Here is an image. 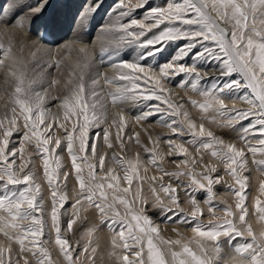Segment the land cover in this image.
<instances>
[{"label":"snow or ice","instance_id":"obj_1","mask_svg":"<svg viewBox=\"0 0 264 264\" xmlns=\"http://www.w3.org/2000/svg\"><path fill=\"white\" fill-rule=\"evenodd\" d=\"M45 3L41 0L32 5L20 0L7 21L0 11V71L5 73V84L12 87L6 111L0 115V234L8 241L7 246L0 243V264H30V259L34 264H96L99 245L93 244V237L101 227L112 234L109 255L117 264H264V231L257 236L246 222L249 178L244 175L249 159L264 174V0H181L163 6H154L149 0L135 4L120 0L119 17L130 19L107 26L106 32L119 35L113 37L115 47L111 50L100 46L98 60L100 64L108 62L115 75L97 72L87 83L86 70L96 55L88 46L79 47L80 58L63 80L45 77L48 68L61 71L66 57L57 51L43 45L30 50L33 58L39 54L45 61L39 78L28 77L23 58L14 51L18 42V51L24 50L25 16L41 12ZM98 7L99 2L90 11ZM136 9H144L141 18L134 15ZM162 24L165 27L158 33L141 39ZM174 41L186 43L177 47L171 60L156 64L167 42ZM121 45L131 47L137 58H122L133 52H126ZM185 58L192 63H179ZM197 64L211 67L198 68ZM181 73L175 87L190 88L205 98L204 102L187 101L203 114L199 122L184 103L173 99V89L167 86L170 77ZM206 76L210 77L207 81ZM141 79L145 86L152 85L143 92L138 91ZM101 81L115 90L98 88ZM57 86L66 90L64 94L49 97V90ZM105 97L110 98V105ZM48 99L57 101L54 107L58 113L53 114L47 106ZM225 100H231L233 107ZM236 101L247 107L236 108ZM129 102L141 106L131 117L124 111ZM110 107L120 110L110 115ZM210 112L212 115H207ZM245 120L249 122L236 129L242 133L239 141L245 147H237L236 142L205 126L207 122L233 129ZM130 122L140 125V131L124 135ZM143 122L167 129L169 135L163 139L166 150L160 148L162 138L154 137ZM15 132H21L19 142L9 147ZM141 132L147 144L141 140ZM136 146L147 153L146 159H141L139 152L134 158L128 155ZM65 152L70 168L64 164ZM205 153L218 163L206 161ZM33 154L42 161L43 180L50 192L47 219ZM167 157L180 158L169 161L175 164L174 170L164 167ZM220 164L233 181L226 186L236 197L234 208L219 200L215 190L223 180L222 175H213ZM149 166L159 177L146 175ZM70 175L76 182L72 196L67 188ZM145 182L152 194L150 206L143 194ZM259 191L264 195V182ZM199 193H203L202 200L197 199ZM201 203L207 205V223L201 219L205 215ZM254 206L264 222V202L256 198ZM152 209H158L164 224L190 226L192 239L187 240L178 228H172L175 239L162 235L161 225L148 214ZM218 211L223 215L217 216ZM89 213L95 214L99 224L85 227L82 235L87 236V243L76 252L67 233L78 222L90 220ZM64 215L69 218L62 222ZM245 236L251 239L238 240ZM221 238L232 249L230 259L223 253ZM52 243L62 260L53 258ZM193 243L199 254L190 246ZM12 244L18 246L15 260ZM85 254L87 259H82Z\"/></svg>","mask_w":264,"mask_h":264},{"label":"rangeland","instance_id":"obj_2","mask_svg":"<svg viewBox=\"0 0 264 264\" xmlns=\"http://www.w3.org/2000/svg\"><path fill=\"white\" fill-rule=\"evenodd\" d=\"M5 1L6 0H4V2ZM8 1L12 2L13 0H7V2ZM37 1L39 2V0H34L31 3V0H29V1L27 0L26 4L34 5V3L35 4L38 3ZM4 2H3V0H0V11H3L5 13L4 21H6V20H9L12 15L9 14L7 5L3 4ZM97 2H99V7L96 8L94 11H90V8L93 5L97 4ZM180 2H181V0H149V3L153 4L154 6H163V5H166L167 3H180ZM131 3H133V4L137 3V0H131ZM71 5H73L74 7ZM119 5H120V0H89V1L88 0H47L45 5H44V8L41 12H39V13H31L30 12V14L25 16V17H27L25 19L26 20L25 26L26 27L28 26L27 28H29L28 31L26 30L27 31L26 34L29 35L30 38H29V40H27V39H24L25 41L23 40L24 50L22 52V53H24L23 54L24 57L27 56L25 66H26V71H27L28 77L29 78H39V74L42 71H44V66H45L44 65L45 64L44 59L41 58L40 56L33 58L30 55L29 50H33L34 46L36 44L38 45L40 43H41V45L44 44L43 46L47 45L48 46L47 48L49 50H54L52 48L60 45L59 42L62 41V39H60V37L63 38V36H60L58 39V37L54 34L55 30H57L59 32L65 31L64 33L69 35V36H67V38L68 37L70 38L69 42H71V43H69V44L70 45L72 44L75 48L67 46V48H65L64 51L62 50L63 52L61 51V49H55V51L58 52L59 56L66 57V59L64 60V63L61 66V71L59 73L54 71V67L48 68L45 72V77L49 80L51 78H60L61 80L65 79L67 77L68 72L73 69L75 63L78 61V59L80 58V55H81L78 51L79 48H76V45L82 43V44L88 46V45H90V41H88V40L94 38V37H92V35L95 34L97 31L102 32L104 27H107L109 25H115L118 22L119 23H125L130 19V17H119V12L121 11V8ZM70 6L72 7L71 10L69 9ZM79 9H83V13L80 14V12H79V14L76 15V12ZM58 10L61 13L65 12L67 10L65 12L66 18L63 19V16H62V20L57 21L56 18H60L59 15H57ZM143 11H144V9H136L134 12V15L137 18H141V14L143 13ZM257 15H259V13H257ZM74 17H75V19H74ZM73 20H74V22H73ZM75 20L76 21L79 20V21L76 22ZM150 22L151 21H145V23H150ZM73 24L75 27L73 26ZM76 25H78V26H76ZM164 27H165V25L162 24V25H160V28H154L152 30V32H148L146 34V36L141 37V39L147 40L149 37H151L153 35V33H158L160 31V29L164 28ZM185 27H187V26H185ZM23 30H22V36H23V32H24ZM67 30H68V32H67ZM43 33H45V34L47 33V37ZM70 35H71V37H70ZM109 35L110 36H108V39L105 41V46H108L111 50L112 48L115 47V44L112 42L113 37H118L119 33L113 31V32H110ZM54 37H56V38H54ZM23 38H24V36H23ZM28 41H29L28 44L25 43ZM167 43H168V46L165 48L163 53L159 54V56L161 58L156 60V62H155L156 64H163V63L171 60L172 57L176 54L177 47L185 44L186 41H174V42H167ZM26 44H27V47L25 46ZM121 47L124 48L126 52H133V49L131 47H127L124 45H121ZM18 49H19V42L17 45V49H14V50L17 52ZM99 53H100V51L97 52L96 58L94 57V60H96V61H92L90 67L86 70V75H85L86 83L99 70L98 68H96V67H98ZM64 54H65V56H64ZM69 55H71L73 57V59L76 57L74 59L75 61L74 60L72 61V59H71L72 57H69ZM67 56L71 60L69 58H67ZM131 57H134V59L137 58L135 52H133V55H131V56H125L122 58H126L130 61L134 60V59H130ZM94 63L97 65H95ZM143 63L147 64V61H144ZM179 63L191 64L192 60L190 58H185V60L180 61ZM38 65H40V67H38ZM197 67L202 68V67H211V66L210 65L209 66H202V65L197 64ZM109 74H110L109 76H111V75L113 76L115 73L113 72L112 74L111 73H109ZM182 77H183V73L176 75L174 77H170L169 79L171 80V83L168 84L167 86L173 89V93H172L173 99L179 103H184L185 107L187 108V110L191 114L192 118L195 119L197 122H199V120L203 114L197 108L191 107V105L188 104L187 101L189 99H194V100H197L198 102H204L205 98L201 95H198L196 92L192 91L190 88L187 91H185L184 88H176L175 87L176 82L180 81L182 79ZM209 79H210V77H207V76L205 77V81H207ZM0 82L2 83V84L0 83V97H2V98H0V115H3L4 111H6L5 103L8 100L7 93L12 91V87H11V84H5V73L2 71H0ZM101 82L102 83H100V85L97 86L98 88H103V90L105 92L115 90L114 88H110V86L104 84L103 81H101ZM120 83H126V82H120ZM138 83L141 86L138 89V91H141V92L145 91L147 88H150L152 86L151 84L145 86L143 79H141ZM39 87H43V85H39ZM187 87L188 86L185 85V88H187ZM65 91L66 90L62 89L60 86H57V88L49 90V97H51L53 95L62 96ZM105 101L110 105V98L109 97H105ZM148 103H159V102L150 101ZM225 103L228 104L229 107H233V102L231 100H225ZM56 104H57L56 100H53V99L47 100V106L52 108L53 114H56L60 111L58 108L54 107ZM234 106L238 109H242V108L247 107V105L241 101H236ZM119 110H120L119 107L114 108V109L110 107V115L116 111H119ZM124 111H125L126 116L131 117L133 114L139 113L141 111V106H138V105H135V104L129 102L127 104V106L124 108ZM207 115L211 116L212 113L210 112ZM152 119L155 120L156 118L153 117ZM249 119H252V118L250 117ZM248 122H249L248 120L241 121L240 123L236 124L235 128H233V129H221V128L217 127L216 125L209 124L207 122H205V126L211 128L217 135L224 137L226 140L236 142L237 147H245V145L239 141V137L242 135V133L236 131V129L241 128L243 125L247 124ZM143 123H144L145 127H148L149 132H151L154 137L160 136L162 138L160 148L166 150L167 145L163 143V139L167 138L169 135L167 129L162 128L159 124H153V125L149 126L148 122H143ZM135 131H140V125H136V124L130 122L128 124V127L125 129L124 135H127L128 133L135 132ZM20 135H21V132H15L13 134V137L10 138L9 147L14 146L13 142H16V143L19 142L18 137ZM250 139H253V138L250 137ZM141 140L145 144L148 143L147 137L144 135L143 132H141ZM253 146L260 147V145H258V144H254ZM62 147H63V144H62ZM189 150L193 151L191 146H189ZM29 151H32V149L29 148ZM59 151L60 150L58 149L57 152H59ZM245 151H246V155L250 157L251 154L247 153L246 148H245ZM136 152L140 153L141 159H146L147 153H144L143 149H141L139 146H136L134 151L131 153H128V155H130L134 158ZM63 156H64L65 167L70 168V159L67 156V153L66 152L63 153ZM257 158H259V154L257 155ZM32 159L36 162L35 171H36L37 180L42 185V195L44 196L43 203H44V209H45L44 215L47 219V213L51 207L50 192L46 186V183L43 180L42 161H40L39 157L36 156L35 154H33ZM172 159H180V158L179 157H167L165 159L164 167L166 169H168L169 171L174 170L176 167L175 164L169 163V161ZM204 159L206 161L218 163V162L212 160V158L207 153L204 154ZM107 166H108V162L106 161V167ZM29 167H31V165H29ZM248 169L249 170L244 173V175L249 178L248 179V188L246 189V194H248V200H246V202H245L246 205L249 207V215H248V217H246V222L251 224L254 233H256V235L259 236L260 232L264 231V222H261L259 220L258 214L255 212L254 201L256 198H260L261 201L264 202V195H262L259 191L260 184L262 182H264V174H262L260 171L257 170L256 166L252 163L251 159H249ZM61 171H63V169H61ZM253 173L254 174L258 173V175L260 177L258 179V186L256 187V190H253V188H251L252 187L251 180L253 178ZM121 175H122V173H121ZM146 175L147 176L157 175V177H159V173L155 172V170L152 169L151 166H149V172ZM213 175L214 176L215 175H222L223 176V180L221 181V183L215 186V190L218 194V199L226 201L228 205H231L234 208L235 203H236V197L231 194V192L229 191V189L226 186V183H233V181L226 174V171H225L222 164L218 165L217 173H214ZM169 179H170L169 177H164L165 182H168ZM185 182H187V181H185ZM75 185H76V182H75L73 176L70 175L69 179H68V183H67V188L69 190L70 196L73 195L71 190ZM143 194L146 197H148L149 206H150L151 202H152V194L148 189V183L147 182L144 183ZM181 195L183 196V193H181ZM197 199L202 200L203 199V193H199L197 195ZM71 202H72V200L70 199L68 203H71ZM182 202H183V200H182ZM224 206H225L224 204L219 205V207H221V208H223ZM65 207H67V204L65 205ZM201 207L205 209V215H204V217H201V219H203L205 221V223H207V219L209 217V214L207 212V205L201 203ZM187 210L190 211V208ZM63 211H64V209H61V212H63ZM148 214L154 218L156 223L161 225V228L163 229L162 235H164L165 237L172 238V239L177 238L175 232L172 231V228H178L179 231H181L183 233L184 237L187 240L192 239L193 233L190 230H188L190 228V226L175 225V224H171V223L164 224L163 223L164 217L159 215L158 209H152V211H150ZM69 215H70V213H69ZM216 215L221 216V215H223V213L218 211L216 213ZM89 217H90V220H85V221H83V223L78 222L77 225L73 226V231L71 233H67V237H68L69 241L75 247L76 252L81 251V248L87 243V236L82 235L85 227H91L93 225L99 224V221H98V219L95 218L94 213H89ZM68 218H69L68 215H64L61 217V220L63 222L65 220H67ZM238 227L242 228L243 226L238 225ZM46 236H47V229H46ZM111 238H112V234L106 228H103V227H101L100 230L97 231V233L93 237V244L99 245L97 253H96V264H117L116 258L109 255V253L111 252ZM53 239H54V233H53ZM250 239L251 238L247 237V236H245L244 238H238V240H240V242H244V240H250ZM0 243L4 244L5 246L8 245V241L2 236V234H0ZM210 243L211 242H205V244H210ZM221 243L223 244V253H228L229 259H230L231 255H232V249L227 244L225 238H221ZM235 243L236 242L234 241L233 244H235ZM190 246L193 248L194 251H197V253L199 254V249L196 247L195 243L191 244ZM11 247L13 250V252L11 254L12 259L15 260L16 257L14 254L17 252L18 246L16 244H12ZM49 248L52 252L53 258L62 260V257L60 256L58 248L54 243L50 244ZM119 252H120V250H117L118 254H119ZM145 255H146V253H145ZM82 259H87V254H85V256L82 257ZM30 264H34L33 259H30Z\"/></svg>","mask_w":264,"mask_h":264},{"label":"bare ground","instance_id":"obj_3","mask_svg":"<svg viewBox=\"0 0 264 264\" xmlns=\"http://www.w3.org/2000/svg\"><path fill=\"white\" fill-rule=\"evenodd\" d=\"M29 1V0H28ZM34 0H31V3L33 2ZM47 1V0H46ZM89 1V0H88ZM3 2H4V0H3ZM20 2V0H13L12 2L11 1H8L7 2V0L3 3V4H5V5H7V8H8V11H9V14L10 15H13L14 14V12L17 10L16 9V5L18 4ZM23 2L26 4V2H27V0H23ZM38 2V1H37ZM41 2V0H39V2L38 3H40ZM82 2V1H81ZM91 3V2H90ZM37 4V3H36ZM72 4V3H71ZM34 5H35V3H34ZM48 6V5H47ZM46 6V7H47ZM71 6H73V5H71ZM70 6V10H71V7ZM74 7V6H73ZM84 9V8H83ZM83 9H79L77 12H76V15H78L79 14V12H80V14H82L83 13ZM53 10V9H52ZM74 10V9H73ZM7 11V12H8ZM48 11V10H47ZM67 11V10H66ZM65 11V12H66ZM65 12H60L59 10H58V14L57 15H59V17L60 18H56V20L57 21H60V20H62V16H63V19L64 18H66V15H65ZM31 13H34V12H31ZM44 13V12H43ZM28 14H30V12L29 13H27V15ZM26 15V16H27ZM6 17V16H5ZM29 17V16H28ZM27 17H25V19H26ZM74 19H75V17H74ZM50 20V19H49ZM67 20V19H66ZM7 21V20H6ZM76 21V20H75ZM79 21V20H78ZM78 21H76V22H78ZM81 21V20H80ZM73 22H74V20H73ZM75 22V23H76ZM82 22V21H81ZM80 23V22H79ZM82 24V23H81ZM57 25V24H56ZM73 26H74V24H73ZM76 26H78V25H76ZM26 27V26H25ZM28 27V26H27ZM24 28V32H23V36H24V38H23V36H22V38H23V40L24 39H27V40H29V38H30V36L29 35H27L26 33H27V31H28V29L29 28ZM64 27V26H63ZM75 27V26H74ZM78 28V27H77ZM106 28L107 27H104L103 28V31L102 32H96L95 34H93L92 35V37H94V38H92V39H90V40H88V41H90V45H88V47L90 48V49H92V50H94V52H95V54H97V52L98 51H100V46L103 44V45H105V41L108 39V36H110L109 34H110V32H106ZM1 30V29H0ZM27 30V31H26ZM65 32V31H64ZM64 32H59V31H57V30H55V35L58 37V39H59V37L60 36H63V38H61L60 37V39H62V41L61 42H59L60 43V45H58V46H56V47H53L52 49H61V51L63 50L64 51V49L65 48H67V46H70V47H74L72 44L70 45L69 43H71V42H69V37L67 38V36H69V35H67V34H65ZM67 32H68V30H67ZM75 33V32H74ZM39 34V33H38ZM43 34H45V33H43ZM42 34V35H43ZM54 35V36H55ZM29 36V37H28ZM45 36L47 37V33L45 34ZM51 36V35H50ZM40 37V36H39ZM70 37H71V35H70ZM53 38V37H52ZM54 38H56V37H54ZM36 39V38H35ZM33 40V39H32ZM25 41V40H24ZM87 42V41H86ZM24 43V42H23ZM25 43H29V41L28 42H25ZM27 44L25 45L26 47H27ZM35 44V43H34ZM33 44V45H34ZM69 44V45H68ZM32 45V46H33ZM37 45V44H36ZM38 45H41V43L40 44H38ZM44 45V44H43ZM81 46H86V45H84V44H78V45H76V48H79V47H81ZM31 47V46H30ZM44 47H48L47 45H45ZM50 47V46H49ZM75 48V47H74ZM72 49V48H71ZM77 50V49H76ZM15 51V50H14ZM30 51V50H29ZM62 51V52H63ZM73 53V52H72ZM24 53H22V52H20V51H17V55L18 56H20V57H22L23 58V60H24V64H25V62H26V57H24V55H23ZM76 54V53H75ZM78 54V53H77ZM74 55V54H73ZM39 56V55H38ZM64 56H65V54H64ZM69 57H72L71 55H69ZM68 56H67V58H69ZM76 58V57H75ZM74 58V59H75ZM95 58H96V55H95ZM70 59V58H69ZM72 59V61L74 60L73 59V57L71 58ZM70 59V60H71ZM130 59H134V57H131ZM136 59V58H135ZM32 61V60H31ZM39 61V60H38ZM75 61V60H74ZM93 61H96V60H94L93 59ZM95 64V63H94ZM45 65V64H44ZM95 65H97V64H95ZM70 66V65H69ZM96 68H98L99 70H98V72H102V73H104L105 75H107V76H109L110 74L109 73H115V71L112 69V68H110V67H108V62H105V64H100V63H98V67H96ZM94 71V70H93ZM50 75V74H49ZM115 75V74H114ZM112 76V75H111ZM2 82V81H1ZM0 82V83H1ZM3 83V82H2ZM1 83V84H2ZM102 83V82H101ZM260 177H259V175H258V173L257 174H254L253 173V178H252V180H251V183H252V187L251 188H253V190H256V187L258 186V179H259Z\"/></svg>","mask_w":264,"mask_h":264}]
</instances>
